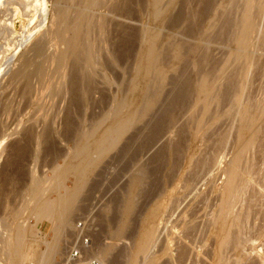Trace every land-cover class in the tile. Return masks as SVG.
<instances>
[{
  "label": "bare ground",
  "instance_id": "obj_1",
  "mask_svg": "<svg viewBox=\"0 0 264 264\" xmlns=\"http://www.w3.org/2000/svg\"><path fill=\"white\" fill-rule=\"evenodd\" d=\"M128 1L130 0H0V51L14 48L9 59L7 58L8 61H5L6 65L3 66L7 68L11 60L15 57L19 59L18 69L12 72L10 78L12 83L10 81L8 85L22 83L23 87L22 84L20 87L23 89L19 88L21 92L18 93L22 95L23 91L22 97L29 104L30 100L26 99L34 95L36 90L35 86L34 92H31L33 87L30 84L31 78H37V84L39 80L43 82L40 83V87L48 83V87H45L50 88L48 89L50 91L47 93L51 96L50 92H53L54 98L60 93L62 96L63 90H67L65 87L69 82L68 79H73L72 82L76 79L78 84L76 86L81 87L80 83L82 84L81 89L78 88L80 97L73 94L77 93L76 88L73 89V93L70 91L72 93L70 94L74 99L77 95L79 99L85 100L93 85V77L100 76L97 75L99 71L103 66L108 65L103 63L118 62L114 58V53L112 55L110 52L107 54L108 59L105 62L102 60V53L106 50L109 36L108 15L122 17L128 11L131 2ZM201 1L205 9L199 12L198 18L194 16L197 19L205 16L207 9L213 6L212 0ZM227 1L228 6L236 7L241 11L240 19H231L233 11L230 8L229 11L223 10L218 14L215 21L208 23L204 30L201 28L200 31L197 30L198 20L196 24L189 22L192 23L189 31L192 32L195 43L193 42L191 46L186 45L188 47L185 51V45L182 44L184 42L173 43V38L163 34V28L172 19L171 10L177 0H148L149 20L153 29L144 30L141 35L142 49L135 60L133 77L128 84L126 94L122 95V99L115 102L111 109L103 113L100 120L96 118L98 120L96 124L93 122L94 125L89 129L83 128L76 133L75 148L62 169L55 170L53 177L49 179L31 181L29 202L15 212L5 209L8 212L4 211L5 216L0 217V228H2L0 264H26L29 256L31 262L34 260L35 264H53L55 257L61 255L59 238L62 232L71 226L72 212L81 196L80 192L89 181L90 173L103 157L118 146L122 139L124 140L127 134L151 117L150 114L152 115L162 95L165 76H167L164 72L165 67L162 66L164 64L162 60L166 59V53L162 51L165 43H168L167 49L171 50L170 53L174 57L171 58L181 64L183 63L180 62L181 59L185 61V54L196 56V61L191 65L200 71L197 72L200 78L197 84L194 82V86L191 84L192 80L184 75L185 77L179 80L180 85H177L180 87V92L174 104L181 103L186 97L194 95L186 126L185 124L182 128L179 126L181 129L174 132L166 147V151L173 158L182 153V147L184 148L186 143L183 153L186 158L185 173L181 179L183 190L178 188L179 193L184 192L182 198L186 200V206L184 211L180 212L179 231L171 230L173 233L171 232L165 247L161 248L162 252L168 261L174 259V262L178 261L180 264H264V60L260 61L261 59L258 58L264 57V26L263 22L261 23L263 27L258 24L264 19V0ZM49 3L54 14L50 18L49 31L45 32V30L43 31L45 33H42V28L51 13L48 9ZM17 23H20V32L17 31ZM222 27L228 29L227 36L234 47L229 49L228 57L219 69L215 68L214 71L213 65L210 66L207 62L210 54L207 53L210 45L208 43L210 36L220 32ZM163 38L164 42L165 39L167 42L159 44ZM42 42H46L49 50L54 49L56 53L51 51L53 54H50L53 56L48 58L49 54L45 56L47 59L43 57L45 54L42 55L44 51L42 47L45 43L42 45ZM159 45H162L160 50ZM23 47L25 50L20 51ZM38 59L44 61L40 60V62ZM206 62L211 67L209 71ZM161 66L164 68L162 69ZM253 69L254 73H250ZM103 72L101 74L105 76ZM256 76L259 78H255ZM103 79V84L109 83L107 77ZM15 85L11 88L18 84ZM67 87L72 90L69 83ZM42 88L44 89V86ZM36 92L35 95L38 96L39 92L37 94ZM82 102L80 104L83 107ZM160 118L161 123L164 120L173 125L174 120L176 121L170 109L164 111ZM84 120L82 119L81 122ZM99 131L102 132L99 134ZM186 136L188 139L185 142ZM146 172L144 167L138 168L129 190L135 186L136 193L140 194L145 187ZM66 174L72 175L71 189H66L64 186ZM60 189L62 192H59ZM46 190H49L47 191L49 194L55 191L57 196L54 198L46 196ZM129 192L131 191H127V194ZM132 194L124 197V204L120 210L122 222L118 231L116 229L117 235H115L119 238L126 235L131 227V216L134 208L137 207L135 206L137 196L135 194L134 197ZM173 201L172 204H175ZM158 208L160 209L157 207L150 213L149 220H144V226L141 227L132 248L130 247L126 260H123L126 264L155 263L151 252L163 223L158 225L159 222H155ZM26 211L28 219H32L35 223L32 227L24 225L22 216ZM43 219L51 224L54 237L51 242H45L46 249L35 257L34 250L42 241L39 235L42 232L40 224ZM172 245L175 246V251H172ZM114 250L112 246L102 247L98 254L101 257L100 261L109 264L112 259L107 261V258ZM113 263L114 260L111 264Z\"/></svg>",
  "mask_w": 264,
  "mask_h": 264
},
{
  "label": "rangeland",
  "instance_id": "obj_2",
  "mask_svg": "<svg viewBox=\"0 0 264 264\" xmlns=\"http://www.w3.org/2000/svg\"><path fill=\"white\" fill-rule=\"evenodd\" d=\"M130 1H128V3L130 2V4L128 5V11L127 13L122 15V17L119 16L117 18V16L108 15V21L111 22H108L109 36L107 37L106 50L104 51V53H102V60L103 62H105L108 59L107 54L110 52L111 54L114 53V58L118 62L110 64L109 61L108 63L106 61L105 64L103 63V65H108L105 67L103 66L102 68H106V70L101 69V71H99L100 74L98 73L97 75L101 76V73L104 71L103 73L105 74V76H102L107 77L109 83L103 84L104 77L102 76L93 77V85H91L92 87L90 88L85 100H81L78 98L80 97V90L78 88L81 89L82 84L79 81L78 83H80L81 87L76 86L78 85L76 79H74L73 81H76L73 87V79H68L69 86L71 85L72 90H70V87H67V83V88L65 87V89L67 90H63L64 94L62 93L61 96L60 93V95L56 96L57 98H54V94L52 95L53 92H50L51 96L49 95V93H47V91H50L48 90L50 88L47 89L48 83L43 84L40 87L39 85L41 81L39 80V83L37 84L38 79L34 77V79L31 78L30 80V84H32L33 86L31 92L35 90V86V92L37 91V89L40 90L36 92V94L39 92L38 96L35 95L34 91L33 92L35 96L32 95L33 93H30L32 96H29V99H26L30 100L29 102L31 103H29V105L28 101H25V99L22 97L23 91L22 95H20V90L23 89L22 83H16V85L18 84L17 86L14 84L16 87H13V89L11 87L14 85H8V82L11 81L10 78H12V72L14 73L15 69H18L17 67L19 66V62L17 61L19 59L18 57H15L13 60H11V63L6 66L7 68H5L3 65H6L5 61H8L9 57L11 56L10 54L13 53L12 51L14 48H11V50L9 49V51H0V67L3 66L2 68H4H0V104L2 102V104L0 105V125L3 124L0 126L1 218L5 216V212L18 211L24 204L29 202V186L31 184V181L35 179H49L53 177V172L55 170L62 169L66 164L70 153L75 148L77 142L76 133L83 128L89 129L92 125H94L93 122L96 124L98 120H100V118L103 116L102 114L111 109L115 102L121 100L122 95L126 94L128 84L133 77L135 67L134 65L136 62L135 60L137 59V56L142 49L141 35L143 34L144 30H151L153 26L149 20L150 17L148 0ZM227 3V0H212L213 6L210 9H207L205 13L206 15L201 19H197L199 12L205 9L201 0H177L174 8L172 9L173 11L171 10V22L169 21L168 25L163 28V34H166L165 36L168 35V37H170L171 39L173 38V43L184 42L182 44L185 45L186 51L188 47L186 45L191 46L195 43L193 34L192 32H190V25L192 23L196 24V20H198L197 24H199V26H197V30L200 31V28L201 30H204L207 24L215 21V17L218 14H221L223 10L229 11L228 9H230L231 6H228ZM220 6H223V9ZM235 8H231V11H233L231 13V19L233 18L237 20V18H239L241 15V11H238V8H236L237 10H235ZM48 9L49 11H51V13H49L48 20L45 23L44 28H42V33L49 31L51 21L50 18L52 14H54L51 10V3L48 4ZM194 16H196L197 18ZM263 17H261V19H263ZM258 19L260 20V18ZM259 20H257V22ZM262 22V25L264 26V19L260 20L258 24L261 25ZM262 25L261 27H263ZM16 27L17 31L20 32V23H17ZM193 27H195V25ZM227 31L228 29L222 27L220 32L218 31L217 34L215 32V34L213 33V35L210 36V43H208L210 45H208L209 48L207 52L210 54H207L209 57V59H207L209 61L207 62H209L210 66L213 65L212 68H214V71L215 68L219 69L220 65L225 61V58L228 57V53L230 51L229 49H232L234 47L232 41L227 36ZM165 40V42H167V39ZM163 42L164 38L160 41L159 44H164L165 42ZM44 43L47 47H45ZM165 44L168 45V43ZM165 44L163 45V48L162 45H159V50L162 48V51L166 53V59L162 60V62L164 63L162 66H164L165 68L162 66L161 67L162 69H165V71H163L167 76H165L166 80L164 81V90L162 89V95H160L159 101L155 106L152 115L150 114L151 117H148L146 121H144V123H140L138 126H136L138 128H135V130H133L134 132L131 131L129 134H127L124 140L122 139L118 146H116L105 157H103L95 167L93 172L90 173L89 181L80 192L81 196H79V199L76 202V210L74 209V212H72V222L70 221L71 226L70 228H67V230H64L65 232L63 231L61 234V238H59V248H61L62 256L57 255L54 259L53 264H55V262L56 264H58V262L64 257L66 253L65 246L71 239H73V232L75 230L76 223L79 220H85L87 223L88 232L93 241L92 253L96 258L101 260V257L98 254L102 247L112 246V248L115 249L112 253V255H114H110L107 258V261H109V259H112L111 261L113 262L114 260L115 262L113 264H126V261L123 260H126L130 247L132 248V245L136 237L138 236V233L141 231V227L144 226L145 221L149 220L148 217L150 216V213L157 207H160V209L158 208L159 216H156L157 219L155 220V222H159L160 224L157 223L158 225H161V222L163 223L162 227L159 226L161 230H159L160 233H158V240L151 252L155 258L154 264H180L178 261L174 262V259H171L172 261H168V258L166 257V255H164L161 248L165 247L164 245H166V242H168V238L171 237L172 231H179L180 227L178 224H180V212L184 211V206H186V200L182 198L184 196V192L182 191L183 194L182 192H178V188L180 190H183L181 179H183V174L185 173L184 168L186 165V158L184 157L185 154L183 153L186 149V143L184 144V148L182 147V153L173 158L166 151V147L170 142L174 132L178 131L180 127L182 128L184 124L186 126V123L188 122L187 116L193 106L192 100L194 99V95L186 97V99L181 103L174 104L176 96L180 92V87H178L177 85H180V81L185 76L189 77L192 80V85H194L195 83L197 84L200 78V74H198L200 71L193 68V66L191 65L194 61H196V56L185 54L187 58L185 57V61H182V59L181 61L179 60L180 62H183L181 64L178 62V60L172 59L174 57L170 53L171 50L167 49L169 45L167 46ZM42 45L44 47H42V50L44 49V51H42V55L45 54L43 57H45L46 55L48 56L50 53L53 54L52 52L56 53L54 49L49 50L46 42H42ZM20 49V51L25 50L24 47ZM45 50L48 52H45ZM51 54L48 56V58L53 56ZM43 57L41 59H43ZM258 58L261 59L260 61L264 60V57ZM41 59L38 60L40 61ZM175 62H177L178 65ZM207 62L205 63L206 66L208 64ZM173 63H175L176 65L174 66ZM209 64L207 66L209 67L208 71L211 69ZM205 65L204 70L206 68ZM251 72L254 73V69L251 70L250 73ZM258 76H256L255 78H259ZM20 84H22V87H20ZM43 86L44 89L42 88ZM19 88L21 89L19 90ZM75 88L78 89L77 93L75 91V93H73V89ZM18 91H20V94L18 93ZM70 91L73 94H77L78 97L76 95L75 98L79 100L74 99V96L71 95L72 93ZM88 96L90 97L87 100ZM81 102L83 104V107L80 104ZM167 109H170V111L172 112V116L175 117L174 119H176V121L174 120L173 125L164 120H162L163 123H161L160 117L164 113V111H167ZM5 110H8L9 112H6ZM2 112L3 114H5L3 115ZM82 119H85L83 121L84 123L81 122ZM102 131H99V134ZM188 136H186L185 142L187 141ZM140 167H144V169L147 171V177L146 182L144 183L145 187L142 188L143 190L140 192V194H137L135 186L132 187V190H129V187L131 189L130 185L132 182V178ZM169 171L171 173H168ZM64 179L65 188H73L72 175L66 174L64 176ZM179 181L181 184L179 183ZM175 185H177L178 187H175ZM47 191L49 192V190H46V196L50 198H54L57 196V193L55 191H51L52 194L51 192L49 194ZM127 191H131L128 194L133 193L132 195L134 197L136 194L137 198L135 197V206L137 207L134 208V213L131 216L132 218L130 217L131 227H129V229L125 233L126 235H123V237L119 238V236L117 237L115 235H117L116 232L118 231L119 225L122 222L120 210H122L124 204V197L128 195ZM59 192H62V190L60 189ZM177 192L179 194H177ZM179 196L181 198H179ZM177 197L180 201L177 200ZM175 200H177L179 204H177V201L175 202ZM172 201L175 202V204L173 203L175 207L172 204ZM5 209L8 211H5ZM165 211L166 213L164 214ZM23 216L22 219L25 221V226L32 227L35 225L32 219H28L27 211L24 212ZM152 221L154 222V219H152ZM40 227L42 232L40 233L39 237L42 240V243L39 242L37 244L35 249L36 251L34 250L35 254L33 253L35 257L40 255L46 249L45 242H51L54 237V233L51 232V224L46 221V219L42 220ZM1 229L2 228H0V230ZM171 247L172 251H175V246L173 247L172 245ZM123 255L125 256V258L123 257ZM120 258L121 260H119ZM111 261L109 262V264L112 263ZM104 263L107 264L106 261H104L102 264ZM26 264H35L34 260L33 262H31V256H29V260Z\"/></svg>",
  "mask_w": 264,
  "mask_h": 264
},
{
  "label": "built area",
  "instance_id": "obj_3",
  "mask_svg": "<svg viewBox=\"0 0 264 264\" xmlns=\"http://www.w3.org/2000/svg\"><path fill=\"white\" fill-rule=\"evenodd\" d=\"M73 235V239L65 246L64 257L58 264H102L92 253L93 241L85 220H79L76 223Z\"/></svg>",
  "mask_w": 264,
  "mask_h": 264
}]
</instances>
